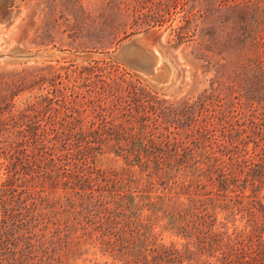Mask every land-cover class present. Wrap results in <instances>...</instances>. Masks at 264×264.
Masks as SVG:
<instances>
[{"label":"rangeland","instance_id":"obj_1","mask_svg":"<svg viewBox=\"0 0 264 264\" xmlns=\"http://www.w3.org/2000/svg\"><path fill=\"white\" fill-rule=\"evenodd\" d=\"M106 3L0 0V190L14 189L0 195V264H227L230 237L251 231L252 205L264 203V182L254 186L245 163L242 172L238 167L252 139L247 132L235 142L210 130L195 134L199 113L183 127V99L208 88L213 70L185 59L201 39L189 40L190 21L176 28L183 25L180 0L154 6V21L145 8L133 26V16L124 21L130 8L123 4L113 11L121 21L112 24ZM223 26L233 47L215 58L224 66L220 82L234 115L241 100L233 77L251 55L248 26L246 19ZM133 36L154 52L166 78L115 55ZM220 36L217 45L203 37L196 51H222ZM256 41L254 54L264 57V25ZM105 78H115L113 96L105 85L99 89ZM36 101L44 108L41 127L83 136L80 168L68 173L54 161L23 174L17 142L27 118L21 115ZM220 142L227 150L220 151ZM28 191L32 199L25 201ZM21 201L34 204L28 226Z\"/></svg>","mask_w":264,"mask_h":264},{"label":"trees","instance_id":"obj_2","mask_svg":"<svg viewBox=\"0 0 264 264\" xmlns=\"http://www.w3.org/2000/svg\"><path fill=\"white\" fill-rule=\"evenodd\" d=\"M7 1L9 5L13 4V0ZM161 1L107 0L106 6L112 11L110 12L111 20L109 21L115 25L119 24L122 15L113 11L116 9L120 11L118 5L123 4L125 10L130 8V12L125 15L124 21L130 20L129 16H133L134 18L130 20V26H133L140 19V16L136 14L141 15L140 11L145 8L150 12L154 9V6L157 10H160L163 8ZM180 3L183 12V25L176 28L188 27L190 21L189 36L191 38L189 40L193 42V36L198 35L201 40L204 37L207 42L217 45L216 39L221 37V34L224 35L225 39V43L221 48L222 51H196L202 44L199 40L198 44L194 43L192 46V51L185 54V59L190 65L202 67L203 71L212 69L213 77L210 79L209 87L202 90L194 99L190 101L183 99L181 104V106L183 105L182 111L185 117L183 127L189 126L191 123L194 124V115L199 113L202 117L200 120L202 125L194 130L195 134H202L210 130L213 133L217 132L221 138H225L224 140L235 142L240 132H247L248 139H252L253 148L250 152L245 150L242 153L243 158L238 162V167H240V172L246 167L245 175L252 174L255 177L254 186L258 187L264 182V57L255 55L254 49L257 43V34L264 25V0H242L228 5L219 4L215 0H180ZM153 13L150 12L147 15L149 20H155ZM242 19L247 21L248 29L244 39L247 40V47L251 51V55L246 59V63L242 68L235 70L236 74L233 79L237 81V98L241 100V103L240 111L233 115V104L227 94V87H223L224 84L220 82V78L224 74V66L219 65L218 61L220 59L215 57L233 47L231 44L229 45V43H232L230 39L231 31L229 34H223L226 27L223 25L226 22H237ZM228 40L229 43H227ZM93 44L100 46L101 41H94ZM93 69L91 68V70ZM114 79L112 78L110 81L106 78L99 79V89L103 91L106 86V88L108 87L107 92L110 96H113L114 93H117V84ZM99 109L103 110V107L100 106ZM43 110L41 103L36 101L27 105L21 115V117L27 118L24 127L18 132L17 142V146L20 147L18 158L21 169L24 171L23 174L29 175L37 169L44 168L47 162L53 163L54 161L67 166L68 173L74 171L73 168H80L84 163L83 150L80 149L79 144L83 136L55 132L46 129L44 126L41 127L39 121ZM49 110L53 111L50 106ZM176 133L179 134V132ZM242 142L245 143L243 140L240 143ZM219 147L221 148L220 151L227 150V145L223 142L219 143ZM241 163H245V166L241 167ZM25 180L29 181L30 178ZM12 184V177L4 183L6 188H9ZM7 191L11 193L14 189L0 190V195ZM23 192V190L18 191V196ZM26 195L27 199L25 198V201L32 199L31 193L29 196V191ZM29 202V204H26L21 201L20 203H23V206L19 208H25V212L21 213L25 220L24 225L27 226L32 212L30 206L34 205L33 201ZM253 208L254 210H250L251 215L255 216L252 230L249 232H234L232 236L229 235L232 239V254H229L231 256L227 260V264H264V237H262L264 234V203L255 200L252 205ZM18 215L21 214L18 212L17 206L16 216L18 217Z\"/></svg>","mask_w":264,"mask_h":264},{"label":"bare ground","instance_id":"obj_3","mask_svg":"<svg viewBox=\"0 0 264 264\" xmlns=\"http://www.w3.org/2000/svg\"><path fill=\"white\" fill-rule=\"evenodd\" d=\"M124 51H127V55L130 58V63L147 72H150L153 76L166 77L168 75L166 70H163V73L159 71V68L156 66V55L142 40H136L135 42L131 43L124 49Z\"/></svg>","mask_w":264,"mask_h":264},{"label":"water","instance_id":"obj_4","mask_svg":"<svg viewBox=\"0 0 264 264\" xmlns=\"http://www.w3.org/2000/svg\"><path fill=\"white\" fill-rule=\"evenodd\" d=\"M136 40H139V37L137 36H133L132 38L126 40L125 42H123L118 51L115 53L116 56L130 62V58L127 55V51H124V49L129 46L131 43L135 42ZM2 56V54H0V57ZM140 68V67H139ZM166 78V77H165Z\"/></svg>","mask_w":264,"mask_h":264}]
</instances>
